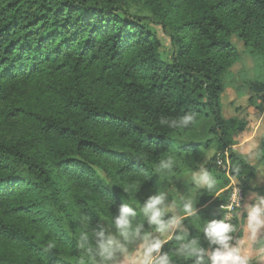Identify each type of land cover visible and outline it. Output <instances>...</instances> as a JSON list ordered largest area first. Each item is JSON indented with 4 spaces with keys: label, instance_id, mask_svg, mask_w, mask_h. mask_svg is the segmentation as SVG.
Returning a JSON list of instances; mask_svg holds the SVG:
<instances>
[{
    "label": "trees",
    "instance_id": "obj_1",
    "mask_svg": "<svg viewBox=\"0 0 264 264\" xmlns=\"http://www.w3.org/2000/svg\"><path fill=\"white\" fill-rule=\"evenodd\" d=\"M235 39L264 60V0H0V264L112 263L118 246L105 258L98 242L117 240L120 208L136 213L128 237L159 233L143 204L210 150L214 188H197L152 261L212 264V220L237 241L225 188L231 177L248 190L257 168L232 148L248 123L223 114ZM186 114L185 127L160 123ZM259 152L264 161V136ZM190 243L203 251L187 255Z\"/></svg>",
    "mask_w": 264,
    "mask_h": 264
},
{
    "label": "rangeland",
    "instance_id": "obj_2",
    "mask_svg": "<svg viewBox=\"0 0 264 264\" xmlns=\"http://www.w3.org/2000/svg\"><path fill=\"white\" fill-rule=\"evenodd\" d=\"M234 43L238 46L240 58L225 75L226 89L222 98L223 114L226 118L236 117L248 123L247 129L239 138V143L233 145L232 148L234 151L240 152V146H246L249 163L256 166L258 173L259 170L264 171V161L260 159L261 154L259 152L260 139L264 136V94L257 95L252 91L250 85L253 82L264 83V60L258 59L251 53L242 41L235 39ZM169 56L170 52L166 54L165 58H169ZM214 153L213 150L200 153L195 157V161L183 165L179 171L166 173L164 184L156 194L164 193V206H171L174 209L166 212L179 218L178 222L169 225L163 233L150 235L141 231L133 237H127V239L119 233L116 234L118 236L117 241L123 246V250L118 247L119 256L110 264H141V261L152 259L159 252V249L152 248V245L156 241H163L175 228L182 225V220L185 217L184 204L189 203L195 197L197 188L204 187L195 183L192 179V173L201 168L206 169L205 167L215 155ZM218 161L217 164L220 169L227 173L225 170L226 162L222 157ZM99 172L103 174L102 171L99 170ZM257 173L254 179L258 177ZM238 187L244 192L245 203L247 190L239 185L236 179L230 177L229 185L225 189H228L230 199L233 190ZM242 208L243 206L238 208L234 215L240 213ZM262 246H264V235L256 246L258 252L255 260L259 263H264V247Z\"/></svg>",
    "mask_w": 264,
    "mask_h": 264
},
{
    "label": "clouds",
    "instance_id": "obj_3",
    "mask_svg": "<svg viewBox=\"0 0 264 264\" xmlns=\"http://www.w3.org/2000/svg\"><path fill=\"white\" fill-rule=\"evenodd\" d=\"M193 120L194 116L192 114H186L179 120H173L170 122L162 118L160 123L169 124L172 127H185ZM160 166L161 168H170L171 158H169L168 162L162 161ZM192 179L198 186H206L209 190L214 188L215 180L213 179L212 174L206 169L201 168L199 171H194L192 173ZM164 200L165 195L161 192L149 197L142 207L143 213L149 217L151 223L158 226L157 230L161 233H163L169 225L177 223L179 219L177 217H173L167 222L162 219L166 211L174 210L171 206H164ZM261 203H264V198H261ZM183 211L187 215H192L193 208L191 204H184ZM261 211L262 209L258 206H252L249 209V223L250 225H253V230L255 229V226H259L261 223H264V220H261L260 218ZM135 214V211L131 207L124 205L120 208L119 215L115 218V224L120 230V235L124 236L126 239L128 237V230L130 227L129 217L134 216ZM233 230V226L226 223L224 220H212L206 225L204 231L207 237L212 242L218 243L221 246L210 254L212 264H243L241 257L237 255V249L225 251L226 249H229L228 241L230 236L228 233ZM101 235L103 234L101 233ZM160 244V241H156V243L152 245V248L159 249ZM113 245H117L123 250V246L119 244L115 237L110 236L107 239H101L98 242L99 255L105 258H111ZM186 247L192 249V251L187 253L189 256H191L194 252L203 251L201 249H197L194 246V243H190L186 245ZM141 264H153V261L149 258L146 261H141ZM155 264H167V257H160L155 261Z\"/></svg>",
    "mask_w": 264,
    "mask_h": 264
},
{
    "label": "crops",
    "instance_id": "obj_4",
    "mask_svg": "<svg viewBox=\"0 0 264 264\" xmlns=\"http://www.w3.org/2000/svg\"><path fill=\"white\" fill-rule=\"evenodd\" d=\"M239 153L248 157V148L240 146ZM257 174L258 177L249 183L250 188L246 192V202L242 210L236 214L241 223L242 235L237 241L229 245V249L225 250L237 249V255L241 257L243 264H255L257 262L255 260L258 252L256 246L264 235V223H261L257 227L255 226L254 230L253 225L249 223V209L252 206H258L262 209L260 218L264 220V203H261V198H264V190H262V187H264V171L259 170Z\"/></svg>",
    "mask_w": 264,
    "mask_h": 264
},
{
    "label": "built area",
    "instance_id": "obj_5",
    "mask_svg": "<svg viewBox=\"0 0 264 264\" xmlns=\"http://www.w3.org/2000/svg\"><path fill=\"white\" fill-rule=\"evenodd\" d=\"M233 147V146H232ZM230 164L229 160L226 159V167L225 170L229 175ZM244 203V192L241 188H235L232 192L231 198L229 201L222 205L221 207L225 210V219L232 220L234 217V213L238 208H241Z\"/></svg>",
    "mask_w": 264,
    "mask_h": 264
}]
</instances>
